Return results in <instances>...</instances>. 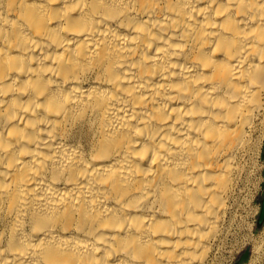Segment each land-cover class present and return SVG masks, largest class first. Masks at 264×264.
Returning <instances> with one entry per match:
<instances>
[{
    "label": "bare ground",
    "instance_id": "1",
    "mask_svg": "<svg viewBox=\"0 0 264 264\" xmlns=\"http://www.w3.org/2000/svg\"><path fill=\"white\" fill-rule=\"evenodd\" d=\"M260 125L264 0H0V264H220Z\"/></svg>",
    "mask_w": 264,
    "mask_h": 264
},
{
    "label": "rangeland",
    "instance_id": "2",
    "mask_svg": "<svg viewBox=\"0 0 264 264\" xmlns=\"http://www.w3.org/2000/svg\"><path fill=\"white\" fill-rule=\"evenodd\" d=\"M237 162L242 167L237 179L239 207L234 213L237 216H234L229 230L231 234L226 240L228 246L225 244L222 247L220 264H249L250 251L240 243L247 237L258 236L264 227V213L261 215L264 201V129L261 125L249 132ZM252 223L254 227H251Z\"/></svg>",
    "mask_w": 264,
    "mask_h": 264
},
{
    "label": "water",
    "instance_id": "3",
    "mask_svg": "<svg viewBox=\"0 0 264 264\" xmlns=\"http://www.w3.org/2000/svg\"><path fill=\"white\" fill-rule=\"evenodd\" d=\"M264 213V201H263V205H262V210H261V215Z\"/></svg>",
    "mask_w": 264,
    "mask_h": 264
}]
</instances>
